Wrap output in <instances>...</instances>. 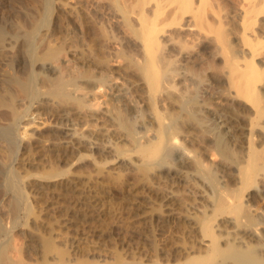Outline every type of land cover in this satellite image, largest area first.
<instances>
[{"label":"bare ground","instance_id":"obj_1","mask_svg":"<svg viewBox=\"0 0 264 264\" xmlns=\"http://www.w3.org/2000/svg\"><path fill=\"white\" fill-rule=\"evenodd\" d=\"M36 1L0 30V264H264L262 8Z\"/></svg>","mask_w":264,"mask_h":264},{"label":"rangeland","instance_id":"obj_2","mask_svg":"<svg viewBox=\"0 0 264 264\" xmlns=\"http://www.w3.org/2000/svg\"><path fill=\"white\" fill-rule=\"evenodd\" d=\"M209 1H210V5L215 9V11H217L222 16L223 24L221 27H222L223 31L225 33H228L231 30L236 29L237 28L236 23H235V21H233L231 19V16L233 15L235 8L237 6H239L241 4V2L246 1V0H209ZM250 1L257 8H262L261 12H262V16H263L264 15V0H250ZM36 3H37L36 0H0V30H2L3 34L5 35V38L8 41H9V38L14 37V35H22L25 32V25H22V22H21V21H23V17L26 16V15L24 16V14H27V12L25 13L24 11H27L26 10L27 8L34 6ZM57 22L59 23L60 20H58ZM256 28H257V31H256L257 36H264V24L258 23ZM92 30L93 31L95 30L94 26L92 27ZM231 37H232V35H231V33H229L228 39L230 40ZM6 45H7V50H6V56L4 59L6 61H8V67L13 70V68L15 67L14 65H16V63H17V59H18L17 56H19L20 53H19V51H17L15 49L12 42H11V44H10V42L6 43L5 46ZM15 61H16V63H15ZM112 64H115V65H113L110 68V70H113L115 75H117L120 78V70H119L120 69V62H118V63L114 62ZM115 70H117V71H115ZM18 73H21V71ZM2 77L0 76V78H2ZM3 79H4V77H3ZM21 80H23L22 77H21ZM12 85L15 86L16 84H12ZM14 86H13V88L16 87V86L15 87ZM4 92L5 91H3V93ZM15 93L17 94L16 96H20L19 92H15ZM6 109L9 110V107H6ZM45 117L46 116H43L42 118H39L38 120H36V122L40 123L44 119V123L39 124L38 128L35 129L34 128L35 125H30L27 128V130L29 132L34 131L35 135L39 136L40 138H42L44 134H48V133L52 132L54 130L53 126L57 125V119L52 118V117L51 118L50 117L45 118ZM8 122H9L8 120H0V126L5 127ZM35 127H37V126H35ZM16 142H17V140L15 138L14 139H12V138L7 139L6 147L8 148V150L2 156L0 155V170L2 171V174H3L2 178H4V171L6 169V165H8V163L10 162V160L13 156L12 150H14ZM75 166L72 167V170H74V173H75V171L77 172L75 174V176H78V177H85L92 170V166L90 163H87L86 165L84 164V165H80V166L79 165H75ZM127 177H128L129 181L127 182V179H126V181L124 183L125 184L124 187L126 186L125 189L130 187V184H128V183H131L130 181L133 180L131 178L132 176L129 177L127 175ZM127 177H125V178H127ZM102 186L103 187H101V188L103 190L108 189L107 188L108 185L105 184V186H104V184H103ZM4 188L5 187L3 185V181H1V179H0V202L2 201L3 192L5 190ZM130 188L134 189L133 190L134 193H132V195L135 194L136 197H141L144 195L141 192H139L138 186H135V188H134V185H133ZM136 188L138 191L136 190ZM123 191L124 190H121V192H123ZM135 191L138 193H135ZM122 195L123 196L127 195L126 191L123 192ZM128 196H130V195L128 194ZM116 199L120 200V198H116ZM41 200H43V199H41ZM123 201H125V200H123ZM9 211H10V213H12L11 209H9ZM59 213H60V211H59ZM61 213H63V211H61ZM69 213L71 214V212H69ZM11 215L12 214H10V216ZM142 215H144V214L141 213V215H139V216H142ZM10 216L8 215V217L3 218V220H6L7 218L11 219ZM42 217H43V220L45 217L46 221L49 218H51L47 214L42 215ZM59 218L64 219V216L60 215ZM73 222H71L73 226L74 225L76 226L78 224V223L74 224ZM28 230H29V228H28ZM16 233H20V231L18 230V231H16Z\"/></svg>","mask_w":264,"mask_h":264}]
</instances>
